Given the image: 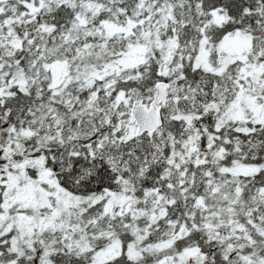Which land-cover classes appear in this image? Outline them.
I'll use <instances>...</instances> for the list:
<instances>
[{"label":"snow or ice","instance_id":"snow-or-ice-1","mask_svg":"<svg viewBox=\"0 0 264 264\" xmlns=\"http://www.w3.org/2000/svg\"><path fill=\"white\" fill-rule=\"evenodd\" d=\"M0 264H264V0H0Z\"/></svg>","mask_w":264,"mask_h":264}]
</instances>
